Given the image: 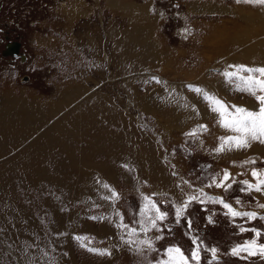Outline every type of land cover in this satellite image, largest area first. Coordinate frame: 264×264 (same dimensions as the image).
Instances as JSON below:
<instances>
[{"label":"rangeland","instance_id":"obj_1","mask_svg":"<svg viewBox=\"0 0 264 264\" xmlns=\"http://www.w3.org/2000/svg\"><path fill=\"white\" fill-rule=\"evenodd\" d=\"M126 6L136 8L134 13ZM130 22L149 40L123 39ZM263 29L264 4L244 0H0V102L26 98L47 107V114L60 106L57 117L31 113L30 119L43 124L39 134L0 162V264H106L110 256L120 264V256L128 259L136 252L137 259L127 264H157L167 259L170 245L187 254L191 235L218 249L212 264H264L259 252L230 253L247 240L264 244V208L258 207L264 204V190L241 192L239 183L255 184L252 170L264 171V143L250 140L244 148L214 151L220 137L235 133L221 127L219 113L188 87L217 97L229 111L232 105L257 111L255 98L237 90L242 83L223 73L236 65L264 68V33H257ZM12 42L20 43L16 54L7 51ZM148 42L154 51L146 57ZM63 94V101L71 103L62 104ZM18 121L17 114L0 118L1 145L33 128ZM33 138L39 143H30ZM33 148L41 152L33 154ZM250 160L254 163H245ZM138 161L142 169L136 171ZM224 170L232 188L209 187ZM48 184L56 186L50 190ZM67 185L80 189L67 192ZM174 189L178 197L172 196ZM197 189L257 218H232L222 205L197 200L177 223L173 204ZM112 191L117 197L111 198ZM144 196L168 213L158 222L159 231H139ZM121 217L137 229L132 237L119 226ZM241 225L261 235L241 233ZM76 237H85L86 247ZM139 238L150 239L152 249L141 244L135 252V245L126 243ZM201 257V264H209L210 253L202 251Z\"/></svg>","mask_w":264,"mask_h":264},{"label":"snow or ice","instance_id":"obj_2","mask_svg":"<svg viewBox=\"0 0 264 264\" xmlns=\"http://www.w3.org/2000/svg\"><path fill=\"white\" fill-rule=\"evenodd\" d=\"M247 3H260L264 4V0H244ZM230 68L234 67L235 71H225L223 76L225 79H229L234 77L236 80L242 83V87L238 84L237 90L248 93L253 96L255 100L259 104V109L257 111H251L247 108L232 105L231 108L234 111H229V106H227L223 101L218 99L217 97L209 94L208 92L203 91L198 87H194L189 85L188 87L191 90H194L203 95V98L209 102V106L212 111L219 113L220 120L219 124L221 127L230 129L235 135L231 136H223L220 137V145L214 149L216 152H221L225 150V146L231 148H244L248 146L250 140H258L261 143H264V68H249L245 65H236L229 66ZM241 73H247V75H241ZM258 74V75H256ZM201 129H205V126H198ZM193 133H189L191 135ZM245 163H254V161H245ZM252 176L256 178V183H250L248 180H242L239 183L242 185L240 188L241 192L252 191L255 190L257 192H261L264 190V171L258 172L256 169L252 170ZM230 173L227 170H224L223 176L219 181L216 180L215 177L212 178L211 183L208 185L211 187L215 185L217 188L223 187L225 191H228L232 188V183H225L229 180ZM184 183H188L185 181ZM105 188L109 186L107 184L103 185ZM117 197V193L112 191L111 198ZM144 204L140 210L141 219L138 222L140 225L139 231L147 233L150 229L160 230L159 223L167 220L168 213L161 211L158 205L148 196L143 197ZM199 200L200 203H204L205 200H208L214 204L222 205L226 210V215L236 218V217H244L248 220H253L257 218V213L249 212V211H239L234 208L230 203L226 202L222 197H212L208 196L207 193H204L203 189H197L196 194L187 195L186 199L181 204H173L174 213L176 222H181V217H183L186 213V210L189 204L193 201ZM236 203L239 204L240 200L237 198ZM260 208H264V204L258 205ZM93 219H97L99 217H92ZM264 219V217H260ZM209 222H212L211 216L207 218ZM159 222V223H158ZM187 225L189 230H192L191 220L187 221ZM121 228L127 229L129 237H132L136 232V228H129L127 225L123 224L122 217L121 223L119 225ZM239 231L244 233L246 231H252L256 234V236H260L261 233L256 229H247L243 225L239 227ZM188 235V233H186ZM191 247L186 250L182 249L179 245H170L167 249H165V254L167 259L163 261H158L157 264H201V252H206L211 254V260L209 264H212V261H216L218 259L217 252L218 249L216 247H206L205 242L202 238L197 235H191ZM77 240L81 241V247H86L83 243L85 237H76ZM157 240L162 239L161 236L156 237ZM126 243L132 244L134 241L129 239ZM137 246L144 245L148 247L150 250L153 247V243L150 239H143L135 241ZM91 252H96L100 255L109 254L107 249H96V248H88ZM241 252H246L249 256L256 255L257 252L261 256H264V244H257L255 239L244 241L242 244L234 245L230 253L233 256H239Z\"/></svg>","mask_w":264,"mask_h":264},{"label":"bare ground","instance_id":"obj_3","mask_svg":"<svg viewBox=\"0 0 264 264\" xmlns=\"http://www.w3.org/2000/svg\"><path fill=\"white\" fill-rule=\"evenodd\" d=\"M108 1V4H112V3H114L115 4V2H120L121 0H107ZM121 3H118V6L120 5ZM123 6V5H122ZM121 6V7H122ZM120 7V8H121ZM125 7V6H124ZM136 8H134L133 6H126V10H129L132 14L134 13V10H135ZM138 10V9H137ZM136 13V12H135ZM131 23H133V24H131ZM134 24H137L136 22H130L129 24H128V29L126 30V32H124L121 36L123 37V39H127V40H137V38L138 37H140L141 35H140V33H138L136 30L137 29H140V28H138V27H135L134 26ZM140 26V25H139ZM260 27V26H259ZM252 28V27H251ZM261 28V27H260ZM256 30V29H255ZM218 32V31H217ZM257 33H264V29L263 30H258L257 31ZM132 40V41H133ZM148 41L149 40V38L147 37V35H144V37H140L139 38V41ZM127 42V41H126ZM129 43H132V42H128V44ZM133 44H136V42L134 41V43ZM136 46V45H135ZM139 46V45H138ZM152 46H154V44L153 43H151V42H148V46H147V50L146 51H148V52H146L148 55L146 56V57H148V56H150V54H151V52H153V51H151V48H152ZM251 48H252V46H251ZM132 49V48H131ZM153 49V48H152ZM250 50V49H249ZM160 52V51H159ZM253 52H254V50H253ZM249 53V52H248ZM123 54H124V56L126 55L124 52H123ZM202 84V83H201ZM163 87V86H162ZM160 89H162V88H160ZM157 90V89H156ZM76 92H78V91H76ZM75 92V93H76ZM176 92H180V88H177V90H176ZM74 93V92H73ZM73 94L74 96L76 95V94ZM82 93V90H81V92L79 91V94H81ZM66 95V94H65ZM65 95L63 94V96L61 97V99H60V101H62V104H63V102L65 103V104H68V103H71V100L68 102V101H63V99L65 100ZM72 95V96H73ZM85 95V94H84ZM149 97V96H148ZM4 98H7V97H4ZM67 98V97H66ZM69 98V97H68ZM144 98V97H143ZM69 99H71V98H69ZM68 99V100H69ZM27 99L26 98H22V97H11V99H7L5 102H0V118L2 117V116H4V115H6V116H9V117H13V114H17V117L19 118V121H18V126H20V127H22V125L23 126H29V125H31V128L32 129H29V131L27 130V132H26V134L25 135H23V136H19V137H17V138H10L4 145H1L0 144V158H3V160L2 161H0L2 164H3V161H5L4 160V157H6V156H9L10 154H11V152H14L15 150H16V148L17 147H19L20 146V144L23 142L24 143V145H26L27 143H28V140L31 138V137H33V136H35L37 133L39 134V128H41V126H43V124H42V122H41V120L39 121V119H34V117H36V118H40L39 116H43V117H45L46 115L48 116V115H56V117H57V115L59 116V110H60V106H58V104H56V105H54V107L53 108H50V113L49 114H47L46 112L48 111V109H47V107L46 108H42L41 106H35V105H33V104H31V102L29 103V101H26ZM77 100V99H76ZM31 101V100H30ZM142 101H144V100H142ZM147 101H148V98H147ZM94 102H96V101H94ZM38 103V102H37ZM90 103V102H89ZM98 103V102H97ZM102 103V102H101ZM144 103H145V101H144ZM148 103V102H147ZM146 103V104H147ZM55 104V103H54ZM75 104V103H74ZM187 104V103H186ZM185 104V105H186ZM39 105H41V104H39ZM139 105H141V104H139ZM148 105V104H147ZM65 106V105H64ZM68 106V105H67ZM136 106V105H135ZM142 106V105H141ZM140 106V107H141ZM77 107V106H76ZM41 109V112H43V110H44V112L45 113H43V114H41L40 113V109ZM49 108V107H48ZM97 108V107H96ZM99 108V107H98ZM106 108V107H105ZM145 108V107H144ZM106 110V109H105ZM97 112V111H96ZM120 112V111H119ZM118 112V113H119ZM31 113H33V119L34 120H32V119H30V118H32L31 116H32V114ZM120 117H121V115H119ZM125 116V115H124ZM124 116L122 117V118H124ZM120 117H118L119 118V120H120ZM125 119V118H124ZM36 120V121H35ZM34 121H35V123H34ZM93 122V121H92ZM50 123V122H49ZM102 123V122H101ZM121 123V122H120ZM33 124H34V126H33ZM51 125L52 126H54V124H52L51 123ZM63 129H64V126H62L63 125V120L62 121H60V124H59ZM94 125V124H93ZM18 126H16L15 127V130H16V128L18 127ZM28 128V127H27ZM26 128V129H27ZM30 128V127H29ZM43 129V128H42ZM19 130H20V128H19ZM22 130H24V129H22ZM16 132V131H15ZM14 132V135L12 136V137H16L17 136V134H18V130H17V132L15 133ZM20 133V132H19ZM104 135V134H103ZM39 137V136H38ZM102 137V136H101ZM43 139V138H42ZM107 139V138H106ZM48 141H49V138H48ZM97 141V140H96ZM107 142V141H106ZM105 142V143H106ZM30 143H39L38 141H37V138H36V140H34V138L31 140V142ZM41 143V142H40ZM46 146V145H45ZM4 149H6V151H4ZM22 149V148H21ZM20 149V150H21ZM38 149L39 148H33L31 151H32V153L33 154H39L40 152L38 151ZM104 149V148H103ZM102 149V150H103ZM109 151V150H108ZM13 154V153H12ZM11 154V155H12ZM109 154V153H108ZM18 156L22 159V156H20L19 154H18ZM17 156V158H19ZM139 157V156H138ZM146 157H148V156H146ZM20 159V160H21ZM135 159L136 160H138V159H140V158H137L136 157V155H135ZM135 159H133V161H136ZM18 160V159H17ZM14 162L15 163V161H16V159L15 158H12V160H11V162ZM139 161H141V160H139ZM139 161H138V163H137V166H136V168H134L136 171H138V170H141L142 169V167L141 166H138V164H139ZM9 162V161H8ZM140 165V164H139ZM141 165H142V163H141ZM36 166H38V165H36ZM39 168V167H38ZM0 169H1V165H0ZM39 170L42 172V170H41V168H39ZM154 170V169H153ZM31 171V170H30ZM109 171V170H108ZM32 172H33V170H32ZM31 172V173H32ZM35 172V171H34ZM149 172V171H148ZM108 173V172H107ZM35 177V176H34ZM13 178V177H12ZM37 180V179H36ZM72 181V180H71ZM74 181V180H73ZM59 182H60V179H59ZM79 182V181H78ZM62 183H63V181H62ZM60 184H61V182H60ZM72 184V183H71ZM63 185H65L64 183H63ZM63 185H62V187H63ZM73 185V184H72ZM72 185H67L66 186V191L68 192H70V191H73V189L75 190V192L76 191H78L79 189H77L76 187H74L73 188V186ZM12 186V185H11ZM54 186H56V185H54V184H48L47 185V187L50 189V188H53ZM60 186V185H59ZM77 189V190H76ZM51 190V189H50ZM75 194H77V193H75ZM55 195V194H54ZM71 196V195H70ZM76 196V195H75ZM74 196V194H73V197H75ZM78 197V196H77ZM76 197V198H77ZM8 205V204H7ZM11 208V207H10ZM6 209H7V207H6ZM4 211H6V210H4ZM0 213H2V212H0ZM16 214H19V213H16ZM2 215V214H1ZM19 216H20V214H19ZM18 216V217H19ZM56 215L54 214V217H55ZM57 216H58V214H57ZM14 218V217H13ZM56 218V217H55ZM60 218V217H59ZM62 219V218H61ZM24 220H27V219H25V216H24ZM58 220V219H57ZM56 220V221H57ZM9 221V220H8ZM56 221H55V223H56ZM59 222V221H58ZM63 223V222H62ZM56 225H57V223H56ZM24 226V225H23ZM54 226H55V224H54ZM58 226V225H57ZM25 227V226H24Z\"/></svg>","mask_w":264,"mask_h":264},{"label":"crops","instance_id":"obj_4","mask_svg":"<svg viewBox=\"0 0 264 264\" xmlns=\"http://www.w3.org/2000/svg\"><path fill=\"white\" fill-rule=\"evenodd\" d=\"M208 83V82H207ZM105 176H106V174H104ZM103 175V176H104ZM170 188V187H169ZM166 190V189H165ZM175 190V189H174ZM160 192H164V190L163 191H160ZM178 191H173V193H172V196H176V197H178L177 195H178ZM116 213H117V211H116ZM113 218L116 220V222H118L117 221V214H114L113 215ZM132 239H135V237H133ZM139 239H141L142 240V238H139ZM134 241H137V240H134ZM130 246H134L135 245V252L139 249V246H137V244L134 242V243H132V244H129ZM128 245V246H129ZM139 253H140V250H139ZM135 255H139L137 252H136V254L134 253V255H129V257H128V259H125V257H123V256H120V261H122L121 263H123L124 262V264H127V262H130V261H132V260H136L137 259V256H135ZM126 256V255H125ZM119 257V256H118ZM106 262V264H117L116 263V259H115V257L114 256H110V258H108V260H106L105 261ZM86 264H90L89 263V261L88 262H85ZM120 263V264H121Z\"/></svg>","mask_w":264,"mask_h":264},{"label":"water","instance_id":"obj_5","mask_svg":"<svg viewBox=\"0 0 264 264\" xmlns=\"http://www.w3.org/2000/svg\"><path fill=\"white\" fill-rule=\"evenodd\" d=\"M19 46H20L19 42L9 43L7 46L8 48L7 51H10V52L12 51L11 53L16 54V52H18Z\"/></svg>","mask_w":264,"mask_h":264}]
</instances>
